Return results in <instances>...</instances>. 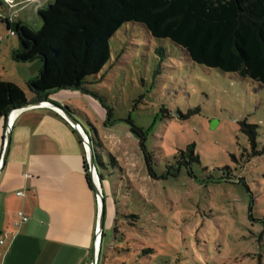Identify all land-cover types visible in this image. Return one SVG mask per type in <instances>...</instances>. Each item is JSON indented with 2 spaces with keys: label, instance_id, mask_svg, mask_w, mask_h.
<instances>
[{
  "label": "rangeland",
  "instance_id": "obj_1",
  "mask_svg": "<svg viewBox=\"0 0 264 264\" xmlns=\"http://www.w3.org/2000/svg\"><path fill=\"white\" fill-rule=\"evenodd\" d=\"M22 1L0 2V79L31 97L40 59L14 60L21 41L11 31L20 20L33 27L43 0L11 8ZM110 48L87 78L98 97L50 95L97 139L105 264H264V85L199 65L140 23L123 24Z\"/></svg>",
  "mask_w": 264,
  "mask_h": 264
},
{
  "label": "trees",
  "instance_id": "obj_2",
  "mask_svg": "<svg viewBox=\"0 0 264 264\" xmlns=\"http://www.w3.org/2000/svg\"><path fill=\"white\" fill-rule=\"evenodd\" d=\"M38 16L39 28L23 20L17 23L14 34L21 42L12 52L16 61H41L38 75L27 80L35 100L49 99L63 88L98 97L87 89V78H98L111 58L110 39L127 22L142 24L155 38L169 39L199 65L264 85V0H51L38 10ZM27 101L17 83L0 79V117ZM250 132L254 139V131ZM91 140L95 157L104 165L97 139ZM189 148L192 152L193 146ZM86 176L92 187L87 162Z\"/></svg>",
  "mask_w": 264,
  "mask_h": 264
},
{
  "label": "crops",
  "instance_id": "obj_3",
  "mask_svg": "<svg viewBox=\"0 0 264 264\" xmlns=\"http://www.w3.org/2000/svg\"><path fill=\"white\" fill-rule=\"evenodd\" d=\"M49 1L34 4V28L42 24L38 10ZM33 67L39 71L41 61ZM27 98L34 101L35 94ZM7 125L1 116L0 159ZM86 162L79 134L57 110L40 106L14 113L0 170V264H92L99 209ZM106 257L101 248L98 264Z\"/></svg>",
  "mask_w": 264,
  "mask_h": 264
},
{
  "label": "water",
  "instance_id": "obj_4",
  "mask_svg": "<svg viewBox=\"0 0 264 264\" xmlns=\"http://www.w3.org/2000/svg\"><path fill=\"white\" fill-rule=\"evenodd\" d=\"M50 107L57 110L74 128V130L79 134L87 155V165L88 170L92 182V187L95 189L97 202H98V223L95 233V241H94V249H93V257L92 264H98L100 258V252L102 248V241L104 237V224H105V216H106V205H105V194L102 186V179L99 175V171L97 168V164L95 161V152L92 144L91 137L89 133L83 128V126L78 122V120L73 116L72 112L65 106L58 102H54L50 99L45 100H34L27 101L24 104H21L18 107H14L10 110L7 115L8 125L6 129V135L4 140V149L3 154L0 159V170L3 167V164L7 158L9 148H10V140H11V131H12V120L13 114L18 109L30 108V107Z\"/></svg>",
  "mask_w": 264,
  "mask_h": 264
},
{
  "label": "built area",
  "instance_id": "obj_5",
  "mask_svg": "<svg viewBox=\"0 0 264 264\" xmlns=\"http://www.w3.org/2000/svg\"><path fill=\"white\" fill-rule=\"evenodd\" d=\"M11 8H15L16 6H18V3H11ZM12 34H14V31H11ZM18 195H24V191L20 190L17 192ZM20 214H22V212H20ZM23 220H27V217L23 216ZM3 242V241H1Z\"/></svg>",
  "mask_w": 264,
  "mask_h": 264
},
{
  "label": "bare ground",
  "instance_id": "obj_6",
  "mask_svg": "<svg viewBox=\"0 0 264 264\" xmlns=\"http://www.w3.org/2000/svg\"><path fill=\"white\" fill-rule=\"evenodd\" d=\"M15 112H16V111H15ZM15 112H14V113H15ZM13 115H14V114H13Z\"/></svg>",
  "mask_w": 264,
  "mask_h": 264
}]
</instances>
